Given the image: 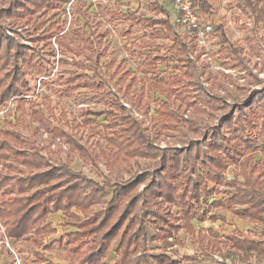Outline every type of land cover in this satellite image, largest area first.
Returning a JSON list of instances; mask_svg holds the SVG:
<instances>
[{"label": "trees", "instance_id": "16d2710c", "mask_svg": "<svg viewBox=\"0 0 264 264\" xmlns=\"http://www.w3.org/2000/svg\"><path fill=\"white\" fill-rule=\"evenodd\" d=\"M67 0H8L6 15H13L17 19L27 17L41 9H51L65 5ZM153 8L161 13V17H136L129 12L122 17V22L131 20L153 27V34L164 33L171 38L172 45L168 47L171 58L177 57L178 64L173 66L176 74L160 76L163 69L160 63L166 64L161 55L148 53L138 73L142 75L150 72L159 82L167 84L171 93L181 95L183 103L190 105L191 98L201 103L203 111H207L210 118L212 109H225L226 100L219 96H208L205 88L197 80V65L188 55L190 47L194 46L192 39L186 40L175 30V22L170 18L169 11L158 2H152ZM230 5H236L238 19H248L242 29L248 30L262 42L258 32L264 27V0H230ZM193 6L202 15H211L216 12L212 0H193ZM21 11V12H18ZM84 15V13L82 12ZM43 23V22H42ZM31 26L38 27V23L30 21ZM226 16L220 17V22L212 27V33L219 38L221 57L228 58L232 66L243 62L240 52H237L230 43L225 26ZM87 26L88 22L85 21ZM154 25H162L155 28ZM87 28V27H85ZM85 33V32H84ZM106 31H93L90 34L76 35L81 46L74 50L76 54L85 53L92 62L86 66L80 64L87 73L77 76L68 71L69 78L62 81L64 86L56 92L63 99L71 95L73 89L80 83H89V72L97 77V70L102 68V52L96 50L101 44ZM49 42L50 34L46 31L39 39ZM152 46V43H148ZM19 59L24 63L19 64ZM32 63L23 46H20L7 37L0 27V103H5L11 97L22 94L27 88L24 80L25 67ZM80 66L79 62H73ZM40 71L43 72L42 66ZM107 68V67H106ZM171 71V72H172ZM241 86H237L239 90ZM192 91L198 94L192 95ZM229 95V94H228ZM235 107L222 114L221 126L206 125L203 142L191 140L189 146L181 150L157 149L153 147L149 137L131 116L124 112L119 116H112V110L106 114L109 117L107 146L103 155L111 168L122 166L123 170L131 172L133 166H140L137 159L145 158V166L141 171L129 175L119 182L104 180L102 182L86 176L81 171L71 169L57 156H48L42 153L34 137L25 136L17 129L20 121L11 123L6 121L0 129V223L3 234L12 241H25L29 246L28 256L33 264H105L106 257L112 252L117 255L113 264H176L175 260L165 253L151 255L147 249V230L144 223L147 218L154 219V226L160 223V231L153 238L161 239L167 246L172 245L168 237H173L181 228L191 236L200 246L206 245L221 251L223 246L221 237L213 227L195 230L193 219L201 215L197 205L205 206L207 199L215 191V185L223 184L231 187L233 192L225 194L224 198H211L212 207L229 212L239 220H246L251 224H261L262 232L259 235L251 231L245 233L236 230L235 234L225 238L228 252L239 256L258 257L254 264H264V89L256 91L248 99H240L230 94ZM163 102L168 107V98ZM210 100L224 106H212ZM19 107L24 101L17 100ZM43 103V104H42ZM38 107L32 111L30 117L39 122L48 132L58 137H65L77 152L88 159H92L90 152L73 139L69 129H76L80 124L76 120H68L65 125L52 126V116L44 102L32 103ZM116 109H121L116 106ZM88 114L81 111L80 116L86 120ZM160 126L164 123L178 122L179 115L159 112ZM165 116V117H164ZM261 120L256 136L247 133L255 127L256 121ZM194 132L199 130L198 125L189 119ZM120 124V125H119ZM119 125V126H118ZM117 127L116 130L114 127ZM249 128V129H248ZM205 146L206 149L203 147ZM259 156L258 159H255ZM259 164L261 168L259 169ZM240 167L242 181L234 174L226 179L225 171L230 166ZM182 166V167H181ZM209 183L213 184L209 188ZM140 184H144L141 192L137 191ZM161 202L167 206L162 208ZM172 206L179 207V218L174 224L171 214ZM208 207V206H206ZM63 213V224L75 229L65 233L59 242L66 241L69 248V262H48L42 256L43 250H49L54 243L46 242L56 229L48 221V216L55 212ZM82 215H79V212ZM218 217L211 215L210 219ZM201 219V218H200ZM222 223L224 218L220 217ZM117 243L114 248V241ZM141 253L134 256L138 248ZM227 249V248H226ZM223 255V253H221ZM225 255V254H224ZM191 257H186L189 261ZM186 264H190L187 262Z\"/></svg>", "mask_w": 264, "mask_h": 264}, {"label": "rangeland", "instance_id": "374dc122", "mask_svg": "<svg viewBox=\"0 0 264 264\" xmlns=\"http://www.w3.org/2000/svg\"><path fill=\"white\" fill-rule=\"evenodd\" d=\"M67 1L61 7L41 9L31 14L30 21L38 23V27L34 28L27 17L17 19L13 15H6L8 0H0V27L3 33L23 46L28 56L32 57V63L25 67L24 80L27 88L22 91L21 95L13 96L5 103H0V129L5 126L6 121L11 123L20 121L17 129L27 137L32 135L37 145L42 148V153L46 152L52 157L57 156L71 169L81 171L90 178L99 182L104 180L119 182L129 175L140 172L147 162L145 158L139 157L137 161L140 166H133L130 173L123 170L122 166L113 168L109 166L103 155V150L107 146L106 138L110 132L107 127L109 126V117L106 114L108 110H112V116L116 117L125 111L136 120L149 137L153 147L161 150H181L188 147L191 140H199L201 143L204 141V126H221L222 114L235 107V101L232 100L230 94H235L240 99H248L256 91L264 89V27H260L258 32L262 37L261 42L248 30L241 28V25L249 20L238 19L239 10L236 5L229 4L230 0H212L216 12L211 15L201 14V24L209 23L213 27L220 22L222 15L226 16V35L244 59L237 66H232L231 62L230 64L224 63L229 62V59L221 57L218 52L219 38L212 32L204 43L199 45L185 27L175 23L176 32L186 40L192 39L194 43V46L188 50V55L196 62L198 82L205 88L208 96L222 97L228 105L225 109H212L213 111L210 112L213 118L209 117L207 111H203L201 103L195 101L194 98H191L192 103L187 105L181 100L182 94L176 96V92L171 93L170 87L159 82L152 73L147 72L143 75L138 73V68L142 66L145 57L151 52L168 60L166 61L168 67H165L164 63L159 64V68L163 69L160 76L176 74L177 71H172V69L173 66H177L178 60L177 57H174V60L170 57L168 47L172 45L171 38L166 37L164 33L154 35L153 27L136 21L131 26V20L122 22L121 16L134 12L136 17H161V13H158L157 9L152 6V2L156 1L169 11L170 18L174 22V11L168 2L164 0ZM85 21L88 22L87 26L84 25ZM154 27L161 28L162 25H154ZM46 31L50 34L48 43L42 38L38 40V37L44 36ZM93 31H106L101 44L95 47L98 52H102L100 60L103 69L97 70V77L89 72V83H80L79 87L73 89L71 95L61 99L56 90L64 86L62 81L69 78L67 72H73L77 76L87 73L80 64L86 67L92 62L85 53L76 54L74 52L77 46H81L76 35L90 34ZM148 43L153 45L149 46ZM202 53L206 55L203 56ZM73 62H79L80 66H75ZM23 63L24 60L19 59V64ZM38 66H42L44 71L41 72ZM237 86L243 89L239 90ZM198 93V91H192V95ZM166 98H168L166 104L168 107L163 105ZM17 100L24 101V104L19 107ZM41 101L44 102L43 108L48 106L52 115L50 117L52 126H62L67 130L66 121L74 119L79 122L80 125L76 129H69L68 132L73 134L72 137L78 144L87 148L92 159L77 152L67 138L54 136L30 117L32 111L38 108L31 104ZM210 102L214 107L224 106L213 100ZM116 106L121 109H116ZM7 107V111L2 116L1 111ZM161 110H165L168 114L173 112L179 115L178 122L164 123L165 126H160L157 122ZM81 111L89 113L88 119L84 120L80 116ZM184 119L195 122L199 130L194 132L189 123L183 121ZM255 123V127L247 130V133L253 136L257 135L258 127L262 122L259 120ZM114 128L118 129L116 126ZM203 148L206 149L205 146ZM258 158L259 156L255 157V159ZM259 169H262L261 164H259ZM225 174L226 179L237 174L238 179L242 181L240 167L230 165ZM143 186L144 184H140L137 191L141 192ZM208 187L212 188L213 184L209 183ZM214 188L215 191L207 199L205 206L201 204L196 206L202 214L194 218L192 222L195 230L213 227L221 237L223 246L226 245L225 248L219 251L206 245L200 246L195 243V237L183 228L175 233L174 238L168 237L172 245L167 246L161 239L153 238V235L160 231L162 224L155 223L153 226L151 222H154V219L149 217L144 223L147 230L148 253L155 256L165 253L175 260L176 264L187 262L190 264H254L257 262L258 257L254 255L239 256L232 251L228 252L229 245L223 237L235 234L236 230L243 233L251 231L259 235L262 232V225L258 223L253 225L246 220H239L226 210L212 207L209 204L211 198L223 199L225 194L233 192L231 187L223 184L215 185ZM161 205L162 208L167 206L164 202H161ZM178 209L179 207L175 206L171 208L173 217L171 222L174 224L179 222L176 220L180 215ZM79 215L82 214L79 212ZM211 215L218 218L212 220ZM63 216L60 211L48 216V221L56 229V233L46 240L47 243L54 241L51 248L42 251V256L48 262L65 263L70 259L66 241L59 242V238L75 228L64 225ZM220 217L224 218V223ZM116 243L117 240L114 241L112 248ZM10 244L20 254L21 264H33L28 256L29 246L25 241L10 240ZM141 249L142 247H139L134 256L139 255ZM186 257H191V259L187 261ZM116 258L117 255L111 251L104 260L105 264H113ZM0 264H13V259L3 244H0Z\"/></svg>", "mask_w": 264, "mask_h": 264}, {"label": "built area", "instance_id": "2783aa9c", "mask_svg": "<svg viewBox=\"0 0 264 264\" xmlns=\"http://www.w3.org/2000/svg\"><path fill=\"white\" fill-rule=\"evenodd\" d=\"M164 2H168L171 5L172 10L174 11V22L185 27L189 35L193 36L197 44H203L208 35L212 32V26L209 23L201 24L202 15L199 10L193 6V0H164ZM247 24H250V22H247ZM202 55L205 56L206 53H202ZM7 109L8 107L1 111L2 116ZM3 232L4 229L0 224V236H2L0 244H3L8 249V252L13 259V264H21L20 254L12 247L10 240L3 234Z\"/></svg>", "mask_w": 264, "mask_h": 264}, {"label": "crops", "instance_id": "0c3cea01", "mask_svg": "<svg viewBox=\"0 0 264 264\" xmlns=\"http://www.w3.org/2000/svg\"><path fill=\"white\" fill-rule=\"evenodd\" d=\"M239 230H240V228H239ZM242 231V230H241ZM246 231V230H245Z\"/></svg>", "mask_w": 264, "mask_h": 264}]
</instances>
